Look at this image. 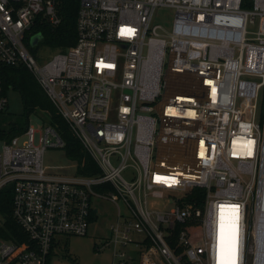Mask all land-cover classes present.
<instances>
[{
  "label": "built area",
  "instance_id": "1",
  "mask_svg": "<svg viewBox=\"0 0 264 264\" xmlns=\"http://www.w3.org/2000/svg\"><path fill=\"white\" fill-rule=\"evenodd\" d=\"M62 1L0 0V114L1 70L25 67L100 173L46 174L43 153L64 146L47 122L0 138V189L28 237L0 239V264H49L60 236L86 235L94 199L116 209L111 264H264V0H76V42L57 50L36 29ZM159 7L170 30L150 25Z\"/></svg>",
  "mask_w": 264,
  "mask_h": 264
},
{
  "label": "trees",
  "instance_id": "2",
  "mask_svg": "<svg viewBox=\"0 0 264 264\" xmlns=\"http://www.w3.org/2000/svg\"><path fill=\"white\" fill-rule=\"evenodd\" d=\"M77 7L76 0H63L59 7L61 22L56 27L43 26L36 29L42 35V45L51 49L65 50L75 44ZM1 72L5 89L13 88L21 95L25 123L23 126L10 123L6 128V122L0 121V138L9 140L12 136L20 134L28 122L30 112H43L47 115L46 122L63 140L62 148L66 157L76 163V173L88 177L98 175L100 170L95 160L73 135L68 124L57 112L33 74L21 66L4 67ZM0 217L3 220L0 226V239L15 243L28 241L26 233L22 231L12 215V185H6L0 189Z\"/></svg>",
  "mask_w": 264,
  "mask_h": 264
},
{
  "label": "rangeland",
  "instance_id": "3",
  "mask_svg": "<svg viewBox=\"0 0 264 264\" xmlns=\"http://www.w3.org/2000/svg\"><path fill=\"white\" fill-rule=\"evenodd\" d=\"M174 16L173 9L159 7L153 12L150 25H159L160 27L170 30ZM248 29L250 27L248 26ZM159 33H163L158 29ZM146 54V48L142 51ZM36 55L38 63H41V57H46V53L38 50ZM165 68L162 69V75L168 78ZM182 81L189 85L188 79L182 78ZM8 99L7 111L0 114V121L6 122V128L10 123H16L23 126L25 123L24 108L19 91L8 88L6 91ZM29 123L39 129L47 121V115L43 112L36 111L28 114ZM38 133L35 134V143H37ZM3 141L0 140V149ZM43 165L46 167V174L70 178L76 175V163L69 160L63 148L47 149L42 157ZM155 209L169 206L165 200H156L152 202ZM94 208L97 209L95 219L89 224L86 235H62L59 237V243L54 246L50 255L49 264H111L112 248L105 246L103 243L109 236V226L115 221L116 209L112 203L107 200L94 199ZM2 218L0 217V225Z\"/></svg>",
  "mask_w": 264,
  "mask_h": 264
},
{
  "label": "bare ground",
  "instance_id": "4",
  "mask_svg": "<svg viewBox=\"0 0 264 264\" xmlns=\"http://www.w3.org/2000/svg\"><path fill=\"white\" fill-rule=\"evenodd\" d=\"M217 240H218V250L220 252H223L227 243V237L226 232L220 228L219 233L217 234Z\"/></svg>",
  "mask_w": 264,
  "mask_h": 264
},
{
  "label": "water",
  "instance_id": "5",
  "mask_svg": "<svg viewBox=\"0 0 264 264\" xmlns=\"http://www.w3.org/2000/svg\"><path fill=\"white\" fill-rule=\"evenodd\" d=\"M39 37H40L39 34H36L35 36H33V38L31 39V44H35Z\"/></svg>",
  "mask_w": 264,
  "mask_h": 264
}]
</instances>
